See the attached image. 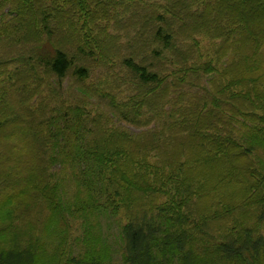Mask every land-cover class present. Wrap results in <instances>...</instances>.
Returning <instances> with one entry per match:
<instances>
[{"label":"trees","instance_id":"trees-1","mask_svg":"<svg viewBox=\"0 0 264 264\" xmlns=\"http://www.w3.org/2000/svg\"><path fill=\"white\" fill-rule=\"evenodd\" d=\"M113 227L264 264V0H0V264H114Z\"/></svg>","mask_w":264,"mask_h":264},{"label":"rangeland","instance_id":"rangeland-1","mask_svg":"<svg viewBox=\"0 0 264 264\" xmlns=\"http://www.w3.org/2000/svg\"><path fill=\"white\" fill-rule=\"evenodd\" d=\"M109 30V35L112 37L111 41L114 42V44L112 46H117L116 44V40L115 37L118 35V32L115 31L114 29H111V27L108 29ZM124 42H122L121 44H123ZM208 46L206 43H202V50L203 49H207ZM210 53L212 54V51H210ZM210 55V54H209ZM212 56V55H210ZM112 62L111 63H107V66H112ZM94 68H97L96 71L94 73H92L91 78H90V82L92 83H96V84H101L105 83L104 81L106 80V78L108 77V74L113 77V80L118 79L120 81V79L122 78V74L119 73V71H117V69H115V71H111L108 68H105L101 65L95 66ZM93 68V69H94ZM74 81L71 79H66V81L62 82V86L63 88L67 89V90H71L72 86L71 84ZM109 82H112L111 80ZM131 131H133V133H138L140 130H135V129H131ZM106 233H108L111 242L113 243V249L116 251V256H115V260H114V264H120V255L118 253L119 251V247L118 245L115 243V238H116V228L113 227L111 229V231L109 230V232L106 229Z\"/></svg>","mask_w":264,"mask_h":264}]
</instances>
